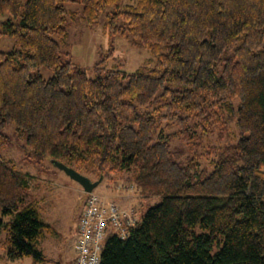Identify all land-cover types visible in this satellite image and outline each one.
Segmentation results:
<instances>
[{
	"label": "trees",
	"instance_id": "trees-1",
	"mask_svg": "<svg viewBox=\"0 0 264 264\" xmlns=\"http://www.w3.org/2000/svg\"><path fill=\"white\" fill-rule=\"evenodd\" d=\"M109 5V34L152 57L134 71L107 67L111 48L91 77L65 55L67 22L79 14L94 24ZM5 34L14 40L0 48L9 257L45 261L39 243L51 228L30 174L2 156L3 130L15 123L36 155L100 177L128 171L138 189L162 197L126 237L108 235L101 264H264V0H0ZM230 123L237 138L210 150L209 165L172 145Z\"/></svg>",
	"mask_w": 264,
	"mask_h": 264
},
{
	"label": "rangeland",
	"instance_id": "rangeland-1",
	"mask_svg": "<svg viewBox=\"0 0 264 264\" xmlns=\"http://www.w3.org/2000/svg\"><path fill=\"white\" fill-rule=\"evenodd\" d=\"M135 3V0H125ZM68 8L81 5L69 2ZM114 5L107 6L94 24L87 23L79 14L75 18L70 14L67 27L69 36L63 46L66 56L85 67L89 76H95L94 65L103 55L113 48V53L106 60L107 67H119L134 71L143 63L151 60L149 48L133 46L126 36H111L105 26L106 12ZM14 46L10 35L0 37V48L9 51ZM107 57V56H106ZM44 76L49 77L52 71L43 68ZM173 127L170 131H176ZM3 132L7 142L1 148L4 158L15 164L16 168L30 174V195L37 204L41 217L51 225L41 238L39 247L44 251L46 260L34 261L30 256L11 258L5 246L6 231L0 235V264H75L78 238V222L82 213L88 191L83 185L65 170L59 168L49 156L33 153L27 144L26 136L16 131L15 123L7 125ZM237 138V128L230 123L229 130L215 127L207 136L196 131V136L189 144L181 135L172 138V145L185 150L182 157L197 153L203 164H208L215 156L209 151L214 147L231 142ZM92 181L99 180L93 189L105 199L115 200L128 211H132L139 220L142 214L152 205L161 201L159 195H147L138 189L132 174L128 171L108 172L100 177L97 172H83Z\"/></svg>",
	"mask_w": 264,
	"mask_h": 264
},
{
	"label": "built area",
	"instance_id": "built-area-1",
	"mask_svg": "<svg viewBox=\"0 0 264 264\" xmlns=\"http://www.w3.org/2000/svg\"><path fill=\"white\" fill-rule=\"evenodd\" d=\"M137 222L134 213L117 201L88 192L78 222L75 264H101L108 235L116 232L126 237Z\"/></svg>",
	"mask_w": 264,
	"mask_h": 264
},
{
	"label": "water",
	"instance_id": "water-1",
	"mask_svg": "<svg viewBox=\"0 0 264 264\" xmlns=\"http://www.w3.org/2000/svg\"><path fill=\"white\" fill-rule=\"evenodd\" d=\"M53 162L59 168L65 170L71 177L78 180L88 192L92 191L100 181V179L92 181V179L88 175L76 170L74 167L69 166L61 161L53 160Z\"/></svg>",
	"mask_w": 264,
	"mask_h": 264
},
{
	"label": "crops",
	"instance_id": "crops-1",
	"mask_svg": "<svg viewBox=\"0 0 264 264\" xmlns=\"http://www.w3.org/2000/svg\"><path fill=\"white\" fill-rule=\"evenodd\" d=\"M94 191V190H93ZM95 192V191H94Z\"/></svg>",
	"mask_w": 264,
	"mask_h": 264
}]
</instances>
